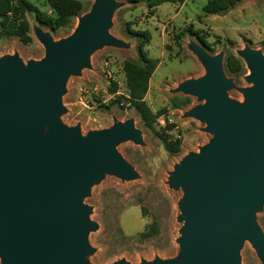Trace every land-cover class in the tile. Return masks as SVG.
Instances as JSON below:
<instances>
[{
    "label": "water",
    "instance_id": "obj_1",
    "mask_svg": "<svg viewBox=\"0 0 264 264\" xmlns=\"http://www.w3.org/2000/svg\"><path fill=\"white\" fill-rule=\"evenodd\" d=\"M121 4L93 0L59 39L34 26L44 48L39 59L0 56V264H90L88 234L98 223L85 197L105 174L139 177L117 149L125 141L144 145L133 117L85 135L80 124L60 119L69 76L90 67L96 49L127 46L109 32ZM188 48L204 73L172 91L202 101L184 116L204 123L212 136L168 173V186L183 189L178 256L139 264H240L246 241L264 264V231L256 217L264 205V54L248 43L236 50L250 85L235 87L225 75L223 52L210 54L195 41ZM234 87L242 100L229 96ZM110 264L131 263L120 258Z\"/></svg>",
    "mask_w": 264,
    "mask_h": 264
},
{
    "label": "rangeland",
    "instance_id": "obj_2",
    "mask_svg": "<svg viewBox=\"0 0 264 264\" xmlns=\"http://www.w3.org/2000/svg\"><path fill=\"white\" fill-rule=\"evenodd\" d=\"M29 1L43 15L55 16L47 0ZM78 1L84 6L81 13L88 11L93 2ZM117 1L122 4L113 13L109 32L127 46L106 45L96 49L90 56V67L82 68L79 75L69 76L62 95L66 112L60 116L61 121L69 126L80 124L83 135L89 130L110 126L114 119L124 121L133 117L144 141V145L125 141L117 146L139 174L138 178L123 181L105 174L84 199L92 207L90 218L98 223V229L88 234L89 244L94 248L86 257L90 264H110L120 258L139 264L142 259H171L179 254L176 238L182 223L177 216L183 189L168 186V173L184 155L198 151L212 136L202 130L204 123L184 116L185 111L202 101L196 96L172 91L181 81L204 73L188 43L195 41L210 54L223 52L225 75L233 79L235 87L250 85L244 78L249 70L236 50L248 43L264 54V0H241L225 13L213 15L202 11L208 0L164 2L153 13L146 0ZM26 17L32 41L24 44L15 36L1 38L0 56L17 52L24 62L39 59L44 48L34 35V26H41L54 39H59L71 33L77 23L75 16L65 26L51 30L39 23L34 13H27ZM187 29L195 33H187ZM142 31L150 36L144 46L146 55L157 59L144 96L152 114L148 122L142 121L126 100L124 73L125 60L140 62L137 46L142 38L135 32ZM229 54L242 62L237 73L226 71L225 59ZM235 87L228 90L229 96L242 100V94ZM171 124L174 127L168 131ZM152 128L172 137L179 133L180 152L166 151ZM256 217L264 231V205ZM144 231H151L152 235L142 238ZM240 264H262L248 241L240 250Z\"/></svg>",
    "mask_w": 264,
    "mask_h": 264
},
{
    "label": "trees",
    "instance_id": "obj_3",
    "mask_svg": "<svg viewBox=\"0 0 264 264\" xmlns=\"http://www.w3.org/2000/svg\"><path fill=\"white\" fill-rule=\"evenodd\" d=\"M184 0H146L148 9L153 13L155 7L161 3H182ZM241 0H208L202 7L205 15L223 14ZM55 16H46L41 13L36 5L29 0H0V39L9 36L17 37L22 43L29 44L32 36L29 33V23L27 13H34L37 21L43 26L56 30L68 24L72 17L80 15L84 10L82 2L78 0H47ZM187 33H195L192 29H187ZM135 35L142 39L139 41L137 49L140 62L132 60L124 61L125 84L128 92L126 100L135 109L140 119L148 122L152 116L144 96L148 89L149 78L157 64V59L150 58L144 51L145 44L149 41V34L146 31L135 32ZM242 62L233 54H229L225 59V68L229 73H237L242 68ZM115 87L112 89L114 91ZM107 107V106H106ZM161 112L158 113L160 115ZM174 125L168 126L171 130ZM161 139L164 149L169 153H178L181 150L182 137L178 133L172 137L166 132H159L152 128ZM152 235L151 231L141 233L142 238Z\"/></svg>",
    "mask_w": 264,
    "mask_h": 264
}]
</instances>
